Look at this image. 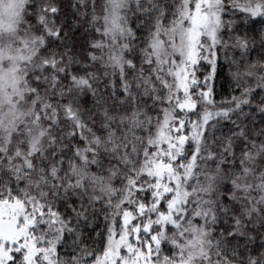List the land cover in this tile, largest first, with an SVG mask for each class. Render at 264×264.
Here are the masks:
<instances>
[{"label": "snow or ice", "instance_id": "6c2138e0", "mask_svg": "<svg viewBox=\"0 0 264 264\" xmlns=\"http://www.w3.org/2000/svg\"><path fill=\"white\" fill-rule=\"evenodd\" d=\"M73 9L0 0V264H264V0Z\"/></svg>", "mask_w": 264, "mask_h": 264}, {"label": "trees", "instance_id": "16d2710c", "mask_svg": "<svg viewBox=\"0 0 264 264\" xmlns=\"http://www.w3.org/2000/svg\"><path fill=\"white\" fill-rule=\"evenodd\" d=\"M58 3L61 7V17L66 18L68 22H73L75 20V14H74V9L73 5L76 3V0H58ZM237 23H241V21H237ZM255 32L259 33L262 29H264V25H261L260 23H256L254 25ZM79 42L80 45L83 49L87 48V40L88 36L87 33L83 31V29H79L74 33ZM257 49L259 47V41L257 39ZM250 55L255 59L257 56V52L253 51L250 53ZM230 73H229V67L227 64L224 63L223 57L221 56V59L219 61V66L217 68V75L214 81V88L215 92L217 93L216 99L219 101V99L224 96L227 97L232 93V89L229 86L230 82ZM247 111V109H245ZM255 119L253 123H250L249 126L252 127L254 124V131L255 133H258L260 128L262 127L261 122H260V116L258 113L254 114ZM247 123V121H246ZM232 127L230 124H226L224 127V131L227 132L228 128ZM257 237H260V233L256 232L255 233ZM260 243V239L258 238L255 242V245H250V247H254ZM243 245H241L242 247Z\"/></svg>", "mask_w": 264, "mask_h": 264}]
</instances>
